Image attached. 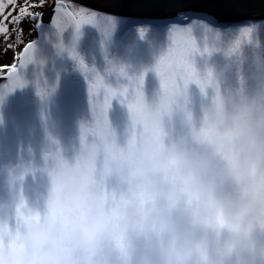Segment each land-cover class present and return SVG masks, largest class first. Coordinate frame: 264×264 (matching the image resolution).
Here are the masks:
<instances>
[{"label": "clouds", "instance_id": "1", "mask_svg": "<svg viewBox=\"0 0 264 264\" xmlns=\"http://www.w3.org/2000/svg\"><path fill=\"white\" fill-rule=\"evenodd\" d=\"M197 23L173 25L138 74L109 61L106 71L126 81L105 83L127 90L113 98L127 111L121 130L107 112L109 135L83 137L96 126L92 109L75 143L45 129L41 164L29 148V159L0 165V264H264V22L230 36L210 25L200 34ZM177 31L196 78L177 75L166 88L157 69ZM15 80L29 83L18 71ZM12 90L0 88V102ZM37 173L44 187L32 200L27 179Z\"/></svg>", "mask_w": 264, "mask_h": 264}, {"label": "rangeland", "instance_id": "2", "mask_svg": "<svg viewBox=\"0 0 264 264\" xmlns=\"http://www.w3.org/2000/svg\"><path fill=\"white\" fill-rule=\"evenodd\" d=\"M23 2L24 0H20L21 4ZM30 2L37 4L40 0H30ZM53 2L54 0H44L42 7L31 9L41 15L34 20L25 19L19 25L23 30L19 43L16 42L14 32L7 38L0 35V78L9 73L8 69L11 66H19L22 51L27 44L38 38L41 16ZM67 5L69 10L83 8L86 12L93 13L95 21L83 24L77 30L73 41L45 81L26 90L7 94L0 102V119L3 120L0 124V165L15 164L21 159H29V148L32 150L36 164L39 165L42 163V150L47 146L45 129L65 144L75 143L78 141L81 124L93 119L89 82L94 79L91 81V75L81 70L78 61L69 55L70 49H74L89 69L94 67L106 84L117 87L119 82L126 81L117 72L113 71L109 74L106 71L110 66L109 61L123 66L128 75L138 74L142 67L151 66L155 62L154 54L170 43L169 30H162L168 25L166 21L134 20L108 15L72 2H67ZM193 21L205 22L195 25L200 34L203 33L206 25H210L212 29L223 31L226 36L249 25L240 24L238 27L226 28L227 26L215 23L206 15L192 17L180 27L192 24ZM140 30L145 31V40L140 39ZM261 36L264 39V31ZM9 44L13 47L8 48ZM157 83L155 73L148 72L146 88L151 91ZM38 85L44 90V98L38 92ZM191 87L193 94L198 95L196 86ZM102 99L101 96V102ZM108 116L112 126L119 131L127 118L126 108L113 99ZM43 187L44 181L39 173L35 181L31 176L28 177L27 195L30 199H38Z\"/></svg>", "mask_w": 264, "mask_h": 264}, {"label": "water", "instance_id": "3", "mask_svg": "<svg viewBox=\"0 0 264 264\" xmlns=\"http://www.w3.org/2000/svg\"><path fill=\"white\" fill-rule=\"evenodd\" d=\"M108 15L143 20H173L190 12L207 14L217 22L232 24L246 21H264V0H67ZM60 2V1H59ZM58 0H54L41 16L38 38L32 44V61L17 71L29 83L15 88L11 93L31 88L45 81L60 57L73 41L77 28L66 23L56 12ZM67 5L66 1L63 0ZM61 27L63 30L61 31ZM22 51L21 55L23 54ZM21 63V62H20ZM11 73L0 78V88L11 89Z\"/></svg>", "mask_w": 264, "mask_h": 264}, {"label": "snow or ice", "instance_id": "4", "mask_svg": "<svg viewBox=\"0 0 264 264\" xmlns=\"http://www.w3.org/2000/svg\"><path fill=\"white\" fill-rule=\"evenodd\" d=\"M44 0H40L39 3L33 4L30 0H24L23 4L20 0H0V35L7 38L11 33H16V42L19 43L21 40L22 29L19 27L25 19H37L41 13L33 12L31 9L42 7ZM56 12L59 13V17L66 21L63 25L67 23L75 24L77 30L86 23H94L95 16L93 13L86 12L85 9H75L69 10V6L64 4L63 0H60L56 5ZM11 26V28H10ZM61 27V31L63 30ZM174 41L173 46L170 48L168 56L163 58L158 66L157 71L161 75L164 86L166 88H175L177 75L183 76L185 84L195 79L194 69L191 67L187 60L188 52L191 48L190 41L181 33L177 31L174 36H172ZM13 45L9 44L8 48H12ZM32 50V44L29 43L24 49L23 54L20 56V67L27 64ZM73 55H75L73 53ZM81 67L87 71L86 66L83 61H80ZM11 73L10 79L12 80V87L10 90L14 89L16 86L15 74L17 73L16 65L11 66L8 69ZM199 83V81H197ZM89 93L93 97L92 109L93 113L97 115V122L94 128H84L83 137H86L89 132L94 134H99L102 137L109 135V122L107 119V112L110 108L111 102L114 97L121 96L126 97L127 90L117 91L105 84L104 80L100 77L94 79V81L89 84ZM101 96L103 97L101 102ZM97 100L99 103L97 104ZM129 108L135 110V104H129ZM110 147L106 145V148ZM53 212L56 211L55 208L52 209ZM70 211V210H69Z\"/></svg>", "mask_w": 264, "mask_h": 264}, {"label": "trees", "instance_id": "5", "mask_svg": "<svg viewBox=\"0 0 264 264\" xmlns=\"http://www.w3.org/2000/svg\"><path fill=\"white\" fill-rule=\"evenodd\" d=\"M255 23H256V22H252V23H248V24L250 25V24H255ZM248 24H247V25H248ZM173 25L182 26L183 24H174V23H173V24H171V27H172ZM219 25H220V24H219ZM239 25H240V24H239ZM232 26H233V27H238V25H232ZM171 27H170V28H171ZM170 28L165 29V30H163V31H168ZM226 28H229V27H226Z\"/></svg>", "mask_w": 264, "mask_h": 264}]
</instances>
